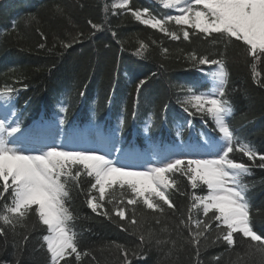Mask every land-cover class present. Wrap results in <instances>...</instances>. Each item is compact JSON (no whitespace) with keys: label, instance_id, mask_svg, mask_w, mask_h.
Here are the masks:
<instances>
[{"label":"snow or ice","instance_id":"1","mask_svg":"<svg viewBox=\"0 0 264 264\" xmlns=\"http://www.w3.org/2000/svg\"><path fill=\"white\" fill-rule=\"evenodd\" d=\"M157 2L176 14L166 12L158 17L148 8L133 9L130 0H120L112 7L123 9L141 25L159 31L170 40L182 38L191 42L193 37H198L214 48L223 45L224 51L218 53V59L195 51L186 54V59L197 70H202L200 66L204 65L214 66L213 70L205 73L211 85L208 89L198 91L200 82L177 86L183 93L177 101L182 111L188 117H198L205 126L210 121L211 131L217 135L199 132L195 145L184 144L182 133L188 130L191 134L195 130L192 120H187L176 126V136L181 141L177 147L185 154L163 158L154 155L157 163H149L142 168L118 165L108 155L96 150L67 149L47 143L28 149L21 143L26 132L14 106L19 90L8 85L0 87V243L4 246L8 245L11 236L13 248L22 253L32 236L39 233V248L45 251L47 264H73L70 258H74L75 264H82V258L89 256L95 261L96 257L90 250H80L78 233L74 229L77 217L69 206L73 188L83 192L81 181L88 178L87 207L114 223L124 222L118 226L136 236L141 253L143 247L153 241L158 247L171 245L165 252V258L171 257L176 250V240H161L151 228L145 234L142 226L149 214L157 224L166 210L176 214L178 209L172 193H178L188 195L189 205L186 217L184 213L180 214L175 230L180 236L182 230H187L188 235L184 239L195 250V264H203L200 259L202 246L206 250L208 246L218 244L225 245V251L229 253L235 252L236 259L229 260L228 264H240L243 257H256L257 264H264V234L254 230L253 206L246 195L249 185L244 182L253 167L264 169V154L238 138L229 123L234 109L229 99L226 66L227 49L236 45L242 49L252 83L264 88V0ZM55 10L57 14H63L59 5ZM30 19L36 18L32 16ZM88 23L96 31L102 28L92 21ZM37 31L42 39H46L43 32ZM112 35L115 37L116 33ZM82 36L83 33H77L71 43L61 41V46L70 48ZM39 47L44 48L45 45L40 44ZM148 47L144 41H139L136 55L143 56ZM161 51L167 56L169 50L162 48ZM145 83L146 80L142 79L136 85L133 118ZM164 110L167 111V105ZM59 112L64 114L59 118V125H64L68 107L61 103ZM124 123L121 119L117 131H122ZM152 127V114H149L145 134ZM234 153H241L252 163L237 162L233 158ZM178 175L186 179L193 190L206 189V194L181 192L176 179ZM256 212L259 213L260 209ZM162 231L169 230L165 228ZM111 246L116 247L121 257L120 264H131L130 258L138 255L135 248L129 249L115 242ZM180 247L182 249L183 245ZM238 247L246 251L236 252ZM222 256L211 259L220 264ZM16 264L20 261L17 260Z\"/></svg>","mask_w":264,"mask_h":264},{"label":"trees","instance_id":"2","mask_svg":"<svg viewBox=\"0 0 264 264\" xmlns=\"http://www.w3.org/2000/svg\"><path fill=\"white\" fill-rule=\"evenodd\" d=\"M111 4V0H0V87L25 89V96H22L25 101L21 102L35 113L40 107L48 109L56 101H63L68 107L67 123L92 125L102 133L119 128L123 119L122 131H115L122 147L128 144L131 148L144 147L145 141L162 144L159 141L165 139L162 132L165 120L173 122L175 119L182 123L192 120L196 131L212 132L210 121L202 127L198 117H188L182 111L177 101L183 93L177 86L197 81L194 76L197 69L186 59L188 52L218 59V53L224 51L223 45L214 48L198 37H193L191 42L182 38L170 40L159 31L141 25L123 9H114ZM130 4L133 9L148 8L158 17L164 15L157 6L154 10L148 0H130ZM56 5L63 9L62 15L56 13ZM32 16L36 19L31 20ZM88 21L102 25L101 30L92 29ZM37 29L46 39L41 38ZM77 33H83L78 43H72L67 49L61 46V41L71 43ZM139 41L149 46L143 56L136 55ZM40 44L45 47L40 48ZM162 48L169 50L167 56L162 53ZM226 66L229 99L235 112L229 123L238 138L264 154V88L252 83L242 49L236 45L227 49ZM142 79L146 83L140 90L133 118L136 85ZM149 114H152L153 127L145 138L140 130ZM186 141L184 137L183 142ZM232 155L237 162L252 163L241 153ZM176 179L181 192L206 194V189L193 190L183 177L178 175ZM244 182L249 185L254 230L264 234V169L253 167ZM81 183L84 191L73 188L69 206L77 217L74 229L78 233L80 250H90L96 257L95 261L91 256L83 257L82 264H120L121 257L116 247L111 246L112 242L136 249L138 255L130 258L131 264H195V250L184 239L187 230H182V236L175 230L180 214L187 215L188 195L172 193L178 209L176 214L166 210L159 224L149 214L143 222L145 234L151 228L157 238L177 241L176 250L171 257L165 258L170 244L158 247L153 241L146 244L141 253L136 236L118 226L124 222L114 223L93 213L85 203L88 178L82 179ZM165 228L169 231H162ZM38 235L32 236L22 253L13 248V237L9 236L7 246L0 243V264H16L17 260L20 264H47L46 253L39 248ZM180 245H183L182 249ZM225 248L223 244L208 246L206 250L202 246L200 259L203 264H215L211 258L223 254L220 264H228L229 260L236 259V254ZM244 251L246 249L242 247L236 249V252ZM70 259L75 264L74 258ZM240 264H257V258L243 257Z\"/></svg>","mask_w":264,"mask_h":264},{"label":"rangeland","instance_id":"3","mask_svg":"<svg viewBox=\"0 0 264 264\" xmlns=\"http://www.w3.org/2000/svg\"><path fill=\"white\" fill-rule=\"evenodd\" d=\"M112 4L115 3H119L120 0H111ZM171 14H176L173 10H171ZM214 68V67H213ZM213 68L211 70H213ZM210 70V71H211ZM208 72V71H207ZM201 77L200 79L204 81L205 84L208 85V88L211 86L210 82L207 81V77L205 76L204 71H201ZM26 137V135H25ZM51 138V140H53L54 142L52 144H56V145H66L68 146V149H75V150H80V149H90V150H96L98 152V150H102L101 154H106L108 155V157L110 159H113L115 162L119 164H126L132 167H136V168H142L146 165H148L149 163H157V160L153 159L154 155H157L160 158H163V154L161 153V151L159 149H156L152 146H148L146 148V150L144 152H140V153H134L131 152L129 154H125L122 156V154H117L118 150H119V145L115 143L114 140H112V142H109V140H100L97 139V147L93 146V147H81L78 144L79 143H83L84 141H86V138L83 135H76L73 134L71 135V138L65 139L63 137H59V138H55V137H49ZM24 143L25 140L23 139ZM65 141H68L67 143H64ZM179 154L184 155V150L182 151H178ZM178 152L176 151H172L171 153L168 154V156H172L174 154H178ZM100 153V152H99ZM181 156V155H180ZM210 158V157H208Z\"/></svg>","mask_w":264,"mask_h":264}]
</instances>
